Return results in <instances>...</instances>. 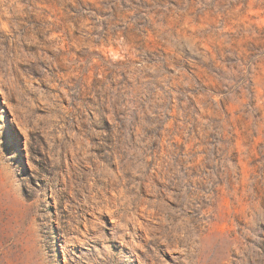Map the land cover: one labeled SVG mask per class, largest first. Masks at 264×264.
<instances>
[{
	"label": "rangeland",
	"instance_id": "rangeland-1",
	"mask_svg": "<svg viewBox=\"0 0 264 264\" xmlns=\"http://www.w3.org/2000/svg\"><path fill=\"white\" fill-rule=\"evenodd\" d=\"M0 264H264V0H0Z\"/></svg>",
	"mask_w": 264,
	"mask_h": 264
}]
</instances>
